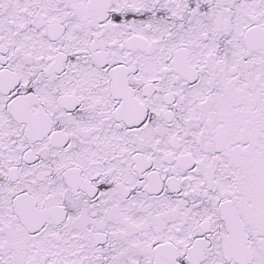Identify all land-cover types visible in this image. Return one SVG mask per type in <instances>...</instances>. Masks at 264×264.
Instances as JSON below:
<instances>
[{"label": "snow or ice", "instance_id": "1", "mask_svg": "<svg viewBox=\"0 0 264 264\" xmlns=\"http://www.w3.org/2000/svg\"><path fill=\"white\" fill-rule=\"evenodd\" d=\"M0 264H264V0H0Z\"/></svg>", "mask_w": 264, "mask_h": 264}]
</instances>
